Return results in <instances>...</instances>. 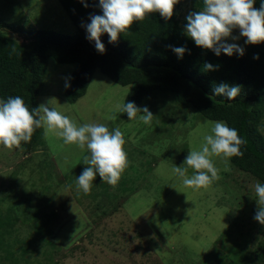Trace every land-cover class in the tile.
Instances as JSON below:
<instances>
[{
    "label": "rangeland",
    "instance_id": "rangeland-1",
    "mask_svg": "<svg viewBox=\"0 0 264 264\" xmlns=\"http://www.w3.org/2000/svg\"><path fill=\"white\" fill-rule=\"evenodd\" d=\"M195 10L192 0L175 5L182 27ZM35 29L76 33L57 0H0V32L26 44ZM229 42L248 46L243 37ZM74 68L47 60L38 106L48 102L78 125L118 127L127 167L115 186L97 176L84 193L76 176L87 166L86 148L45 135L44 128L35 150L0 145V216L9 222L0 227V264H264L254 258L264 237V225L253 218L257 180L219 156L212 157L219 178L206 187H186L173 171L213 121L159 94L140 104L153 113L150 124L128 121L124 113L110 119L131 86L97 69L85 94L69 103L64 89ZM262 122L264 135V114Z\"/></svg>",
    "mask_w": 264,
    "mask_h": 264
},
{
    "label": "trees",
    "instance_id": "trees-1",
    "mask_svg": "<svg viewBox=\"0 0 264 264\" xmlns=\"http://www.w3.org/2000/svg\"><path fill=\"white\" fill-rule=\"evenodd\" d=\"M57 1L74 25V35L35 29L29 32L32 40L22 44L0 32V98L20 95L30 109L38 107L47 60L53 59L59 64L75 65L68 80L71 86L64 89L66 101L74 103L85 94L98 69L112 82L131 86L125 102L134 101L140 106L146 96L170 95L177 105L194 109L202 118L225 121L238 129L246 143L241 146L243 155L231 157L230 163L264 183V42L248 44L243 56H216L184 34L174 6L169 20L150 13L134 21L115 42H109L107 33L102 34L105 52L101 54L94 41L86 39L83 26L89 22L90 14H102L99 0H85L87 7L80 0ZM192 4L196 10L203 9V0H192ZM253 7H260L259 0ZM180 46L187 49L182 58L172 51V47ZM205 63L217 67L207 71ZM220 82L240 85V95L231 102L215 97L212 89ZM124 117L128 119L126 113ZM42 132L43 127L37 128L30 142H22L21 146L27 152L35 150L41 144ZM7 219L0 216V227L9 224ZM254 258L264 260V237Z\"/></svg>",
    "mask_w": 264,
    "mask_h": 264
},
{
    "label": "clouds",
    "instance_id": "clouds-1",
    "mask_svg": "<svg viewBox=\"0 0 264 264\" xmlns=\"http://www.w3.org/2000/svg\"><path fill=\"white\" fill-rule=\"evenodd\" d=\"M80 2L87 7L85 0ZM180 0H99L102 14H90L89 22L83 25L86 29V39L94 41L97 52H105L101 35L108 34L109 42H115L118 36L129 30L134 21H141L150 13H159L165 20L174 14V6ZM256 0H203V9L190 11L183 27L184 34L191 38L194 44L203 49H210L216 56L221 53L232 56L244 55V47L235 42L241 37L244 44L264 42V0H259L260 7H253ZM238 29L239 35H232ZM178 58H182L187 49L183 46L172 47ZM254 59H258L255 56ZM207 71L217 67L205 63ZM66 80L65 88L70 87ZM238 84L220 82L215 84L212 93L215 97H223L231 102L240 95ZM119 113H126L128 121L139 119L144 124H150L153 113L147 106H138L134 101L120 103L117 112L110 119H117ZM44 128L45 135L54 134L62 138L65 144H75L81 149H87L84 165L76 176L78 191H91L93 181L99 176L101 182L115 186L127 167V152L124 149L125 139L117 127L109 130L104 123L77 124L68 115L41 103L31 109L20 95L0 98V145L16 149L23 143L30 142L37 128ZM246 143L238 133V129L230 127L225 121H213L210 132L203 136L198 148L188 151L180 166L174 165L173 171L182 178L186 187L197 189L210 185L218 179L219 169L212 157L223 158L228 165L233 156H242L241 146ZM186 165V166H182ZM193 173L187 175L188 168ZM258 208L254 219L264 225V183L257 181L254 186ZM181 193V192H180Z\"/></svg>",
    "mask_w": 264,
    "mask_h": 264
}]
</instances>
